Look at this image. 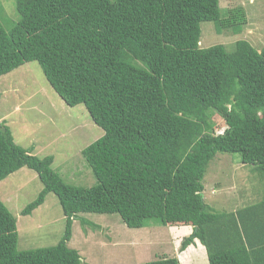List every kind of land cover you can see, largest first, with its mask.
<instances>
[{"label":"trees","instance_id":"16d2710c","mask_svg":"<svg viewBox=\"0 0 264 264\" xmlns=\"http://www.w3.org/2000/svg\"><path fill=\"white\" fill-rule=\"evenodd\" d=\"M14 3L18 21L0 23V76L36 62L56 95L83 105L103 136L81 152L95 185L77 187L52 169V156L31 155L0 123V181L26 167L43 185L21 215L52 193L65 219L55 246L19 251L16 219L0 201V264H82L67 246L80 213L117 214L140 229L149 219L169 225L172 212L192 229L180 251L198 240L208 264H264V197L234 213L213 211L202 197L217 153L238 154L264 177V44L199 47L200 23L237 33L241 9L222 17L218 0ZM213 114L226 126L220 134Z\"/></svg>","mask_w":264,"mask_h":264},{"label":"rangeland","instance_id":"374dc122","mask_svg":"<svg viewBox=\"0 0 264 264\" xmlns=\"http://www.w3.org/2000/svg\"><path fill=\"white\" fill-rule=\"evenodd\" d=\"M218 3L222 17L232 9H241L244 23L237 33L229 28L218 31L213 22L200 23L199 47L222 45L231 52L236 41L245 40L259 50L264 44V0ZM18 19L14 0H0L2 27L8 29ZM213 119L217 133L224 132L222 119L217 114ZM1 122L10 129L13 141L31 155L52 156L51 167L65 183L95 185L81 152L102 137L103 131L83 105L67 106L56 95L36 62L24 63L0 76ZM202 185L204 202L216 212L237 211L264 197V177L242 164L238 154L217 153L206 167ZM42 188L37 174L26 167L0 181V201L16 219L19 251L55 246L63 236L65 219L54 194L48 193L30 215H21ZM168 217L167 226L149 219L143 228L135 229L127 227L117 214L80 213L72 221L67 246L79 254L82 264H146L176 255L192 264H208L205 249L197 240L185 252L180 251L182 240L192 233L189 220L181 222L182 215L173 212Z\"/></svg>","mask_w":264,"mask_h":264},{"label":"crops","instance_id":"0c3cea01","mask_svg":"<svg viewBox=\"0 0 264 264\" xmlns=\"http://www.w3.org/2000/svg\"><path fill=\"white\" fill-rule=\"evenodd\" d=\"M231 212H235V211H231ZM196 241V240H195ZM198 241V240H197ZM190 246V245H189ZM189 246L184 250V251H182L181 253H183V252H185L188 248H189ZM205 249V248H204ZM205 255H206V251H205ZM177 256V259H178V255H176ZM206 257V256H205ZM178 261H179V264H192V262L191 261H187V260H185V261H182L180 258L178 259Z\"/></svg>","mask_w":264,"mask_h":264}]
</instances>
